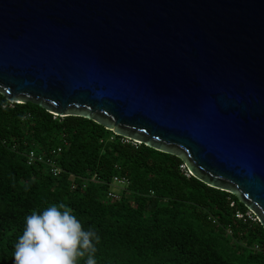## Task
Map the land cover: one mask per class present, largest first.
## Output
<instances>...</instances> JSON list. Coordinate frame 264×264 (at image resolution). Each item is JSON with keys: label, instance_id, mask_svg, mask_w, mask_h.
I'll use <instances>...</instances> for the list:
<instances>
[{"label": "water", "instance_id": "95a60500", "mask_svg": "<svg viewBox=\"0 0 264 264\" xmlns=\"http://www.w3.org/2000/svg\"><path fill=\"white\" fill-rule=\"evenodd\" d=\"M0 94L181 157L264 228V0H0Z\"/></svg>", "mask_w": 264, "mask_h": 264}, {"label": "trees", "instance_id": "16d2710c", "mask_svg": "<svg viewBox=\"0 0 264 264\" xmlns=\"http://www.w3.org/2000/svg\"><path fill=\"white\" fill-rule=\"evenodd\" d=\"M58 147L57 176L45 163L27 164L28 151L47 159ZM185 172L181 157L126 141L91 119L0 94V264H14L25 218L61 201L97 232V264H264L255 216L236 195ZM114 176L128 183L115 187L121 197L112 201Z\"/></svg>", "mask_w": 264, "mask_h": 264}, {"label": "clouds", "instance_id": "9594fccd", "mask_svg": "<svg viewBox=\"0 0 264 264\" xmlns=\"http://www.w3.org/2000/svg\"><path fill=\"white\" fill-rule=\"evenodd\" d=\"M93 228L85 230L72 209L61 201L25 218L23 234L14 246V264H97Z\"/></svg>", "mask_w": 264, "mask_h": 264}, {"label": "built area", "instance_id": "2783aa9c", "mask_svg": "<svg viewBox=\"0 0 264 264\" xmlns=\"http://www.w3.org/2000/svg\"><path fill=\"white\" fill-rule=\"evenodd\" d=\"M126 141L128 139H125ZM60 148H56V149H52L49 154L51 155L49 158H45L44 154L40 153L39 155L38 154H35L34 151L30 150L28 151V153L26 154V158H27V164H31L33 162H41V163H45L48 165V169L50 171V173L53 175V176H57L59 173H60V169L55 165V162H54V157L57 156L58 152H59ZM180 168L182 170H184V165H180ZM186 175H188V172H185ZM112 183L114 185V188L110 189L107 193H106V198L108 200H118L120 199L121 197V193L120 191H118L117 189L120 188L123 189L128 181L126 178L124 177H117V176H114L112 178ZM117 189H116V188ZM249 215V213H247ZM237 217H241V214H236Z\"/></svg>", "mask_w": 264, "mask_h": 264}, {"label": "rangeland", "instance_id": "374dc122", "mask_svg": "<svg viewBox=\"0 0 264 264\" xmlns=\"http://www.w3.org/2000/svg\"><path fill=\"white\" fill-rule=\"evenodd\" d=\"M249 213V212H248ZM250 215V214H249Z\"/></svg>", "mask_w": 264, "mask_h": 264}]
</instances>
